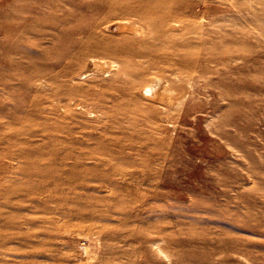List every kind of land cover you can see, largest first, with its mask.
Segmentation results:
<instances>
[{
    "label": "rangeland",
    "instance_id": "374dc122",
    "mask_svg": "<svg viewBox=\"0 0 264 264\" xmlns=\"http://www.w3.org/2000/svg\"><path fill=\"white\" fill-rule=\"evenodd\" d=\"M0 264H264V0H0Z\"/></svg>",
    "mask_w": 264,
    "mask_h": 264
}]
</instances>
